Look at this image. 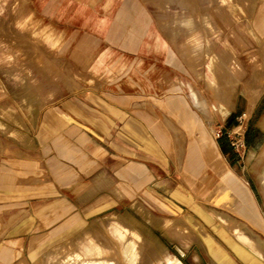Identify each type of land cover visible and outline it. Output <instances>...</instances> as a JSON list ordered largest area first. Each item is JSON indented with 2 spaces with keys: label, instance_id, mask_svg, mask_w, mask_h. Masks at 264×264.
<instances>
[{
  "label": "crops",
  "instance_id": "0c3cea01",
  "mask_svg": "<svg viewBox=\"0 0 264 264\" xmlns=\"http://www.w3.org/2000/svg\"><path fill=\"white\" fill-rule=\"evenodd\" d=\"M44 3L37 0L36 9L73 11L68 20L82 22L92 32L99 26L101 38L113 47L90 56L97 95L87 93L53 105L37 131L38 146L31 156L18 151L33 162L8 157L0 164V264H21L25 252L31 251L34 258L35 250L53 248L82 232L91 218L109 211L116 215V210L125 208L123 203H133L132 210L140 201L153 226L163 227L176 218L198 229L217 223L227 249H234L245 264H261L258 245L233 218L239 212L260 223L250 183L238 173V166L245 146L256 144L253 133L260 137L253 153H264V91L250 110L247 131L238 139L241 144L227 145L226 137L214 140L208 128L213 116L200 92L191 82L171 80L169 68L147 61L167 55L150 48L130 50L135 56L124 62L129 56L122 50L121 35L115 34L113 13L121 9L120 1ZM128 5L136 16L132 3ZM93 11H100L101 18ZM237 108L235 102L222 120L229 129H224L227 137L245 114V106ZM240 147L242 154L237 151ZM27 178L35 182L19 185ZM259 178L264 187L262 172ZM110 201L114 204L106 206ZM201 242L212 264H222ZM214 243L237 264L215 239ZM92 249L69 254L67 264H116L103 258L100 248ZM24 262L35 264L30 259ZM174 262L186 264L174 257L166 264Z\"/></svg>",
  "mask_w": 264,
  "mask_h": 264
},
{
  "label": "rangeland",
  "instance_id": "374dc122",
  "mask_svg": "<svg viewBox=\"0 0 264 264\" xmlns=\"http://www.w3.org/2000/svg\"><path fill=\"white\" fill-rule=\"evenodd\" d=\"M44 1L49 6L50 2L62 0ZM115 1L122 4L113 13L117 20L115 34L121 35L122 50L129 56L124 57V62H131L135 56L130 50L150 48L155 53L163 52L167 56L147 61L169 68L171 80L191 82L200 92L213 116L212 126L208 125L211 138L226 137L227 145L228 141L241 144L238 139L247 131L249 113L264 91V0ZM129 3L136 16L127 9ZM36 7L37 0H0V164L8 157L33 162L27 155L31 156L38 146L36 134L44 115L66 98L97 95L98 80L90 73V56L113 47V43L101 38L99 26L92 32L90 26L68 20L67 14L71 17L73 11ZM93 14L101 18L100 11ZM235 102L239 110L245 106V114L237 119L227 137L222 120ZM252 136L256 144L249 149L245 146L238 173L250 183L260 223L246 220L239 212L233 219L256 242L264 264V187L259 178L261 172L264 176V153H253L260 137L257 133ZM18 151L27 155H18ZM237 151L242 154L241 147ZM32 182L35 181L27 178L19 185ZM112 204L110 201L106 206ZM123 204L125 208L119 213L116 210V215L109 211L103 217L91 218L89 225L71 239H63L53 248L45 245L35 250L34 258L31 251L25 252L21 264L25 259L35 264H67L69 254L92 248H100L102 257L116 264H166L170 257L186 264H212L201 241L222 264H233L214 239L237 264H245L234 249L226 248L217 223L204 228L198 225V229L176 218L157 227L143 201L132 210L129 206L133 203Z\"/></svg>",
  "mask_w": 264,
  "mask_h": 264
},
{
  "label": "bare ground",
  "instance_id": "6f19581e",
  "mask_svg": "<svg viewBox=\"0 0 264 264\" xmlns=\"http://www.w3.org/2000/svg\"><path fill=\"white\" fill-rule=\"evenodd\" d=\"M236 1H238V0H236ZM236 1H235V2H236ZM239 1H240V0H239ZM243 1L248 2L247 0H243ZM254 1H255V0H250L249 2H250V3H251V2L254 3ZM233 2H234V0H233ZM240 2H242V0H241ZM240 2H239V3H240ZM237 3H238V2H237ZM250 3H247V5H249ZM242 4H243V3H242ZM243 5H244V4H243ZM214 86H215V84H214ZM215 89H217L216 86H215ZM217 91H218V90H217ZM221 113H222V112H221ZM219 115H220V114H219ZM248 115H249V114L245 115V119L248 117ZM245 252H246V251H245ZM249 254H250V253H249ZM244 255H245V254H244ZM174 258H175V257H174ZM175 259H176V258H175ZM174 264H176V262H174Z\"/></svg>",
  "mask_w": 264,
  "mask_h": 264
}]
</instances>
